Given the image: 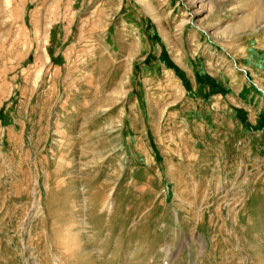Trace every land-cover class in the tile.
I'll list each match as a JSON object with an SVG mask.
<instances>
[{"label": "rangeland", "instance_id": "obj_1", "mask_svg": "<svg viewBox=\"0 0 264 264\" xmlns=\"http://www.w3.org/2000/svg\"><path fill=\"white\" fill-rule=\"evenodd\" d=\"M0 264H264V0H0Z\"/></svg>", "mask_w": 264, "mask_h": 264}]
</instances>
